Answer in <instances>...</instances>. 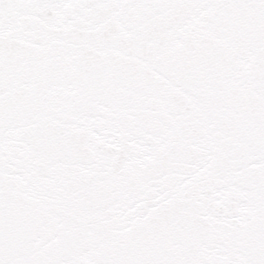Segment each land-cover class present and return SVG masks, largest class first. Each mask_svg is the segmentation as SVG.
<instances>
[{
	"label": "snow or ice",
	"instance_id": "snow-or-ice-1",
	"mask_svg": "<svg viewBox=\"0 0 264 264\" xmlns=\"http://www.w3.org/2000/svg\"><path fill=\"white\" fill-rule=\"evenodd\" d=\"M0 264H264V0H0Z\"/></svg>",
	"mask_w": 264,
	"mask_h": 264
}]
</instances>
